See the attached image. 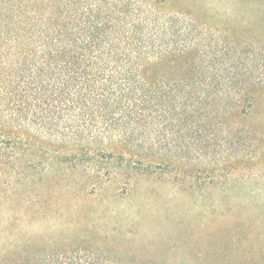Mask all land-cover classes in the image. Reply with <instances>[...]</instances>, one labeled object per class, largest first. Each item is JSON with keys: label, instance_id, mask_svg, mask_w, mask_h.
Here are the masks:
<instances>
[{"label": "rangeland", "instance_id": "1", "mask_svg": "<svg viewBox=\"0 0 264 264\" xmlns=\"http://www.w3.org/2000/svg\"><path fill=\"white\" fill-rule=\"evenodd\" d=\"M166 1L206 22L246 103L200 128L151 117L131 141L24 128L17 173L0 176V248L12 236L89 262L264 264V0Z\"/></svg>", "mask_w": 264, "mask_h": 264}, {"label": "trees", "instance_id": "2", "mask_svg": "<svg viewBox=\"0 0 264 264\" xmlns=\"http://www.w3.org/2000/svg\"><path fill=\"white\" fill-rule=\"evenodd\" d=\"M201 23L166 0H0V176L17 173L24 128L131 141L151 117L200 128L238 112L246 89L216 66L224 50ZM79 249L9 236L0 264H139L83 261Z\"/></svg>", "mask_w": 264, "mask_h": 264}]
</instances>
